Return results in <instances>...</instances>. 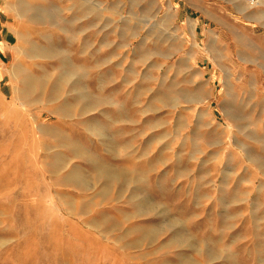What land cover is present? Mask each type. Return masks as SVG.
Here are the masks:
<instances>
[{"label": "rangeland", "instance_id": "obj_1", "mask_svg": "<svg viewBox=\"0 0 264 264\" xmlns=\"http://www.w3.org/2000/svg\"><path fill=\"white\" fill-rule=\"evenodd\" d=\"M7 8L0 264H264V0Z\"/></svg>", "mask_w": 264, "mask_h": 264}, {"label": "crops", "instance_id": "obj_2", "mask_svg": "<svg viewBox=\"0 0 264 264\" xmlns=\"http://www.w3.org/2000/svg\"><path fill=\"white\" fill-rule=\"evenodd\" d=\"M10 0H0V82L8 76L6 64L11 56L16 40L15 28L11 21L7 6Z\"/></svg>", "mask_w": 264, "mask_h": 264}, {"label": "bare ground", "instance_id": "obj_3", "mask_svg": "<svg viewBox=\"0 0 264 264\" xmlns=\"http://www.w3.org/2000/svg\"><path fill=\"white\" fill-rule=\"evenodd\" d=\"M33 84V83H32ZM111 172V171H110ZM109 173V172H108ZM110 174V173H109Z\"/></svg>", "mask_w": 264, "mask_h": 264}]
</instances>
